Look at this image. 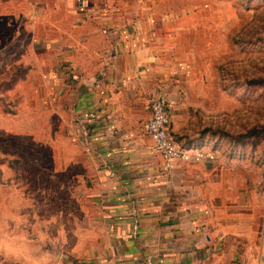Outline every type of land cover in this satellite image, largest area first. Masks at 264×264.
Here are the masks:
<instances>
[{
	"label": "crops",
	"instance_id": "0c3cea01",
	"mask_svg": "<svg viewBox=\"0 0 264 264\" xmlns=\"http://www.w3.org/2000/svg\"><path fill=\"white\" fill-rule=\"evenodd\" d=\"M0 1L27 30L15 53L34 65L32 106L42 98V130L63 178L53 186L67 193L48 192L40 211L63 221L56 235L82 264H264L263 185L219 158L166 171L143 131L149 97L171 92L170 56L191 26L185 9L159 0ZM171 128L181 129L174 110ZM18 195L0 197V236L14 242L33 233L42 199Z\"/></svg>",
	"mask_w": 264,
	"mask_h": 264
},
{
	"label": "rangeland",
	"instance_id": "374dc122",
	"mask_svg": "<svg viewBox=\"0 0 264 264\" xmlns=\"http://www.w3.org/2000/svg\"><path fill=\"white\" fill-rule=\"evenodd\" d=\"M159 1L185 9L191 19L170 56L174 71L165 94L181 123L174 135L187 147L213 150L226 164L241 166L243 178L264 187V0ZM2 6L0 1V197L14 191L42 199L34 203L32 234L17 242L0 236V264H82L83 256L56 235L62 220L52 210L40 211L48 192L67 193L53 186L62 177L53 170L58 156L42 130V98L32 106L34 65L15 53L24 40L18 44L21 26L25 35L27 30ZM44 214L50 218L44 220Z\"/></svg>",
	"mask_w": 264,
	"mask_h": 264
},
{
	"label": "built area",
	"instance_id": "2783aa9c",
	"mask_svg": "<svg viewBox=\"0 0 264 264\" xmlns=\"http://www.w3.org/2000/svg\"><path fill=\"white\" fill-rule=\"evenodd\" d=\"M84 4L83 1L80 2ZM72 76L79 75L70 70ZM150 115L143 123V131L153 140V148L161 155L163 168L170 171L176 162L194 163L204 160H216L217 154L205 148H190L183 145L174 135L172 125V112L168 98L164 94L151 95L148 99ZM80 264V263H78Z\"/></svg>",
	"mask_w": 264,
	"mask_h": 264
},
{
	"label": "trees",
	"instance_id": "16d2710c",
	"mask_svg": "<svg viewBox=\"0 0 264 264\" xmlns=\"http://www.w3.org/2000/svg\"><path fill=\"white\" fill-rule=\"evenodd\" d=\"M24 36H25V31H24L23 26H21V33L19 34L18 44L21 43V41H22V39L24 38ZM26 69H28V66H27V68H25V70H26Z\"/></svg>",
	"mask_w": 264,
	"mask_h": 264
},
{
	"label": "clouds",
	"instance_id": "9594fccd",
	"mask_svg": "<svg viewBox=\"0 0 264 264\" xmlns=\"http://www.w3.org/2000/svg\"><path fill=\"white\" fill-rule=\"evenodd\" d=\"M3 247V244H2V242H0V248H2ZM33 264H38V262H33Z\"/></svg>",
	"mask_w": 264,
	"mask_h": 264
}]
</instances>
